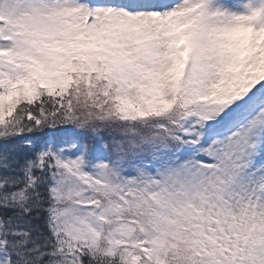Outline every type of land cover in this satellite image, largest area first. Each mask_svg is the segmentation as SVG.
Returning a JSON list of instances; mask_svg holds the SVG:
<instances>
[{"label": "snow or ice", "instance_id": "snow-or-ice-1", "mask_svg": "<svg viewBox=\"0 0 264 264\" xmlns=\"http://www.w3.org/2000/svg\"><path fill=\"white\" fill-rule=\"evenodd\" d=\"M0 264H264V0H0Z\"/></svg>", "mask_w": 264, "mask_h": 264}]
</instances>
